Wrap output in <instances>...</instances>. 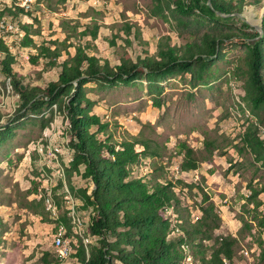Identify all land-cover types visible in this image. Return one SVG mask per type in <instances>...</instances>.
<instances>
[{
	"label": "rangeland",
	"instance_id": "374dc122",
	"mask_svg": "<svg viewBox=\"0 0 264 264\" xmlns=\"http://www.w3.org/2000/svg\"><path fill=\"white\" fill-rule=\"evenodd\" d=\"M16 1L38 19L33 22L31 16L22 17L24 22L33 23L34 32L39 31L34 35L36 43L63 39L60 25L64 19H78L85 24L96 17L103 24L101 38L95 42L96 53L111 65L126 49L134 55L140 53L137 41L133 48L121 37L116 48L109 44L125 21L140 27L148 44L145 49L154 53L157 41L165 35L173 45L185 47L188 43L200 44L205 34L253 32L242 22L248 20L251 27L261 25L264 13V0H230L241 9L227 14L238 18L229 22L210 21L197 10L184 16L168 0ZM1 2L11 5V0ZM3 20H8L12 29L16 26L15 35L4 33L0 27V37L8 46V41L13 43L10 47L17 53L14 68L24 80L43 88L57 80V67L46 66L42 59L37 63L30 59V52L35 50L22 47L17 51L24 33L7 15ZM120 35L126 37L124 32ZM237 40V36L227 39L207 69L155 79L145 75L130 82L92 79L82 83L81 92L90 102V113L108 123L98 136L100 141L109 136L113 144L132 135L151 141L153 152L142 156L130 178L150 184L157 180L173 183L180 202L166 213L172 221L169 238L182 234L179 224L195 222L201 216L202 192L199 187L187 186L198 183L210 195L222 219L213 238L227 234L239 238L235 264H264V231L257 224L264 211V158L244 141L249 130H255L264 141V117L257 115L246 99L248 49ZM64 99L67 101V97ZM19 107V95L0 69V130L10 128L0 142V264H84L76 256L81 243L89 256L90 245L100 246L101 241L89 231L93 208L85 207L75 192L87 188L91 194L95 184L82 175L84 165L69 175L74 151L64 100L49 102L39 113L24 116L18 113ZM96 129L92 127V131ZM183 142L193 147L201 159L198 169L186 173L180 169L183 157L177 153ZM136 150L142 151L143 146L137 144ZM254 189L260 190L256 200L263 203L260 207L250 198ZM64 217L70 220L71 230ZM57 232L70 242L72 254H61ZM205 243L209 252L214 239ZM187 253L192 261L193 252Z\"/></svg>",
	"mask_w": 264,
	"mask_h": 264
},
{
	"label": "trees",
	"instance_id": "16d2710c",
	"mask_svg": "<svg viewBox=\"0 0 264 264\" xmlns=\"http://www.w3.org/2000/svg\"><path fill=\"white\" fill-rule=\"evenodd\" d=\"M168 1L184 16H190L197 10L198 14L213 22L238 19L222 14L240 12L241 9L234 7L230 0ZM6 15L24 33L20 44L16 45L17 51L22 47L33 49L35 52H30V59L34 63L42 59L46 66L59 69L57 80L48 82L44 88L27 83L14 68L17 53H13L11 47L0 37V69L11 79L14 91L19 95L18 113L21 116L28 112L39 113L45 104L64 100L74 151V159L68 169L69 175L80 171V166L84 165L82 175L91 178L95 184L91 194L87 188L78 189L75 193L84 201L85 207L93 208L89 231L100 237L101 244L90 245L88 256L86 246L81 243L76 256L84 264H181L183 259V264H225L224 259L228 260V264H235V248L239 238L231 234L213 238L222 219L216 204L198 183H187V186L199 187L202 192L201 216L195 222L179 224L182 234L177 238L168 237L172 221L166 218V213L180 202L173 183L157 180L150 184L141 178H130L132 169L142 156L153 152L151 141L134 135L113 144L110 143L109 136L100 141L98 136L107 129L108 123L90 113V102L84 100L81 86L84 81L92 79L115 83L130 82L145 75L155 79L174 73H195L199 69H207L210 62L219 56L223 43L237 36V41L248 49L246 99L251 109L264 117V33L260 34L243 21L245 27L254 31L242 35L205 34L200 44L188 43L185 47L173 45L170 37L165 35L157 41L156 51L151 53L145 49L148 44L143 39L140 27L125 21L109 40V44L116 48L117 39L121 37L133 48L134 41H137L140 53L134 55L126 49L117 54V63L111 65L109 60L102 59L96 53L98 50L95 42L101 38L100 29L103 24L94 16L85 24L78 19H64L60 25L64 32L63 39H46L36 43L34 35L40 34L39 31L34 32L33 23H26L22 19L28 15L33 22H38L36 16L18 5L16 0H11V5L0 3V19ZM120 32H124L126 37H122ZM2 116L0 108V119ZM93 126L97 127L95 131H92ZM9 130L10 128L0 130V142L9 134ZM256 133L255 130H249L244 141L264 158V141ZM137 144L143 146L142 151L136 150ZM117 146L120 148L117 149ZM177 153L183 157L181 171L199 168L201 159L197 157L193 147L185 142L179 143ZM259 193L260 190L257 189L251 191V200L256 201ZM262 204L261 201H256V207ZM63 220L71 230L70 220L65 217ZM257 220L258 226L264 231V211ZM245 225L250 226L247 222ZM113 237L115 239L111 240ZM212 239L214 243L208 254L205 241ZM188 250L193 252L192 261L188 260ZM261 258L264 260V250Z\"/></svg>",
	"mask_w": 264,
	"mask_h": 264
},
{
	"label": "built area",
	"instance_id": "2783aa9c",
	"mask_svg": "<svg viewBox=\"0 0 264 264\" xmlns=\"http://www.w3.org/2000/svg\"><path fill=\"white\" fill-rule=\"evenodd\" d=\"M24 3H29V0H24L23 1ZM0 27H1V30L4 32V33H13V35H15V31L12 29V27H9V22H8V20H3V21H0ZM9 42V44H10V46L11 47H13V43H11L10 41H8ZM182 172H184V173H186V172H188V171H182ZM58 233V236H60V232H57ZM57 248L59 249V251H61V254H63V252L65 251V250H67L66 249V245H57ZM241 254H243L246 258L248 257L249 258V256L247 255V253L246 252H242ZM224 263L225 264H228V260L227 259H224Z\"/></svg>",
	"mask_w": 264,
	"mask_h": 264
},
{
	"label": "bare ground",
	"instance_id": "6f19581e",
	"mask_svg": "<svg viewBox=\"0 0 264 264\" xmlns=\"http://www.w3.org/2000/svg\"><path fill=\"white\" fill-rule=\"evenodd\" d=\"M14 24V23H13ZM16 28L15 25H13V29ZM52 199H49V203H51V206H52ZM59 245H66V249L64 252H66L67 254H72V248H71V244L70 242L63 236H60L59 238Z\"/></svg>",
	"mask_w": 264,
	"mask_h": 264
},
{
	"label": "water",
	"instance_id": "95a60500",
	"mask_svg": "<svg viewBox=\"0 0 264 264\" xmlns=\"http://www.w3.org/2000/svg\"><path fill=\"white\" fill-rule=\"evenodd\" d=\"M209 3H210V1H209ZM222 15H224V16H227V14H222ZM263 17H264V13H263V15L261 16V25H257V24H253V26L256 28V29H258V31L260 32V34H263L264 33V31L263 30H261V29H259V27H262L263 26ZM247 22H249L248 20H247ZM251 22H249V24H250Z\"/></svg>",
	"mask_w": 264,
	"mask_h": 264
}]
</instances>
